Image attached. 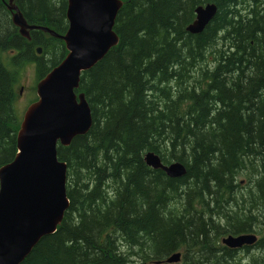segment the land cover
<instances>
[{
  "label": "trees",
  "instance_id": "obj_1",
  "mask_svg": "<svg viewBox=\"0 0 264 264\" xmlns=\"http://www.w3.org/2000/svg\"><path fill=\"white\" fill-rule=\"evenodd\" d=\"M7 1L0 0V167L18 152L17 68L33 61L39 81L67 53L63 39L45 32L29 42L20 36ZM123 1L119 44L83 72L77 91L93 125L57 149L68 165L70 206L21 264H167L159 261L177 251L175 264H243L221 239L264 225V0ZM15 3L31 25L68 29V0ZM208 3L216 15L189 33L195 8ZM148 151L164 164L180 161L186 174L149 167Z\"/></svg>",
  "mask_w": 264,
  "mask_h": 264
},
{
  "label": "water",
  "instance_id": "obj_2",
  "mask_svg": "<svg viewBox=\"0 0 264 264\" xmlns=\"http://www.w3.org/2000/svg\"><path fill=\"white\" fill-rule=\"evenodd\" d=\"M123 0H68L65 34L48 26L31 25L23 12L9 0L13 24L22 37L31 30L65 40L66 58L36 86L38 99L23 114L17 133L18 152L0 167V264H21L39 241L54 234L70 206L66 182L68 165L58 157V146H69L77 136L86 135L92 125L90 104L80 88L83 72L92 69L119 44L115 23ZM217 5L195 8V19L187 26L200 34L217 13ZM146 165L179 178L186 174L180 161L164 164L153 151L144 154ZM252 233L228 234L222 243L230 249L255 246ZM180 251L159 262L179 263Z\"/></svg>",
  "mask_w": 264,
  "mask_h": 264
},
{
  "label": "rangeland",
  "instance_id": "obj_3",
  "mask_svg": "<svg viewBox=\"0 0 264 264\" xmlns=\"http://www.w3.org/2000/svg\"><path fill=\"white\" fill-rule=\"evenodd\" d=\"M18 52L19 51L17 50H13L12 53L16 55L18 54ZM49 52L50 50L47 52V54ZM6 59L7 57L3 58L5 64L9 68L15 69L16 66L9 65V62ZM17 69L19 71V78L18 82L16 83L17 98L15 100L14 108L18 118L22 121L25 110L37 98L36 86L38 83V75L36 72L35 63L33 61H29L25 65L19 66ZM241 179H243V177L239 176V180ZM244 183H246V180L244 181ZM254 228L257 232L259 240L262 239L264 237V225L254 224ZM180 252L183 254V251ZM236 257L237 258L235 262L242 260L243 264H246V262L257 260L258 264H264V246H248L245 248L237 249Z\"/></svg>",
  "mask_w": 264,
  "mask_h": 264
},
{
  "label": "bare ground",
  "instance_id": "obj_4",
  "mask_svg": "<svg viewBox=\"0 0 264 264\" xmlns=\"http://www.w3.org/2000/svg\"><path fill=\"white\" fill-rule=\"evenodd\" d=\"M8 2H9V1H7V3H6L7 8H8ZM123 2H124V1H123ZM199 6H200V5H199ZM67 8H68V6H67ZM66 17H67V11H66ZM68 24H69V23H68ZM34 25H35V24H34ZM41 26H42V25H41ZM188 26H189V25H188ZM15 27H16V26H15ZM68 27H69V26H68ZM17 29H18V28H17ZM115 31H116V30H115ZM66 32H67V30H66ZM66 32H65V33H66ZM117 34H118V33H117ZM118 35H119V34H118ZM20 36H21V35H20ZM64 43H65V49L67 50V53L65 54L63 60L66 58V56H67V55L69 54V52H70V51L67 49V47H66V42H65V40H64ZM41 50H42L41 46H37V52H36V53L40 55ZM63 60H62V61H63ZM62 61H61V62H62ZM61 62H60V63H61ZM60 63H59V64H60ZM59 64H58V65H59ZM58 65H56L55 67H57ZM55 67H54V68H55ZM54 68H52L51 71H52ZM51 71H50V72H51ZM50 72H49V73H50ZM49 73H48V74H49ZM46 76H47V75H46ZM46 76H45V77H46ZM43 78H44V77H43ZM43 78H41L40 80H42ZM40 80H39V81H40ZM39 81H38V82H39ZM37 84H38V83H37ZM37 99H38V96H37V98H36L34 101H36ZM17 133H18V132H17ZM59 145H60V144H59ZM249 233L255 234V235L257 236V232H256V230H254V231H252V232H249ZM257 238H258V236H257ZM258 239H259V238H258Z\"/></svg>",
  "mask_w": 264,
  "mask_h": 264
},
{
  "label": "flooded vegetation",
  "instance_id": "obj_5",
  "mask_svg": "<svg viewBox=\"0 0 264 264\" xmlns=\"http://www.w3.org/2000/svg\"><path fill=\"white\" fill-rule=\"evenodd\" d=\"M34 31H36V30H31L30 31V38H26V37H24V38H26V40L29 42V41H31L32 39H34V35H33V32ZM37 31H40V30H37ZM43 32V31H42ZM46 33V32H45ZM47 34H49V33H47ZM245 248V247H244Z\"/></svg>",
  "mask_w": 264,
  "mask_h": 264
}]
</instances>
